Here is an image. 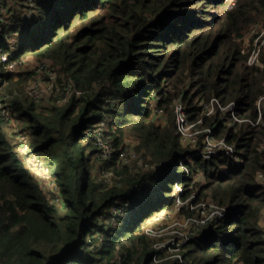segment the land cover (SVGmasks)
Instances as JSON below:
<instances>
[{
  "label": "trees",
  "instance_id": "1",
  "mask_svg": "<svg viewBox=\"0 0 264 264\" xmlns=\"http://www.w3.org/2000/svg\"><path fill=\"white\" fill-rule=\"evenodd\" d=\"M8 1L26 3L21 12ZM27 2L0 0L18 32L12 49L0 31V52L9 53L13 65L29 55L49 59L63 74L60 86L72 79L85 92L65 104L56 103L60 93L36 99L27 91L33 68L12 71L0 63V263L154 264L155 239L144 232L155 223L152 192L193 151L176 133L174 101L182 97L191 120L201 116L199 101L212 96L236 100L240 116L257 117L264 44L259 63L250 65L252 48L244 50L243 38L254 24L264 26V0H32L24 22ZM159 111L168 117L165 124L154 119ZM220 115L206 124L236 142L243 160L187 162L185 197L198 190L199 199L225 204L229 214L192 239L185 257L190 264H264V190L256 178L264 172V125L225 123ZM14 120L27 121V153L10 135ZM126 133L137 137L138 151L157 167L131 171L122 165ZM102 138L116 147L101 165L114 184L93 172ZM31 153H39L55 177L59 207L25 167L23 157ZM197 174L205 181H194ZM168 188L158 202L171 209L175 196ZM114 205L121 215L111 212Z\"/></svg>",
  "mask_w": 264,
  "mask_h": 264
},
{
  "label": "built area",
  "instance_id": "2",
  "mask_svg": "<svg viewBox=\"0 0 264 264\" xmlns=\"http://www.w3.org/2000/svg\"><path fill=\"white\" fill-rule=\"evenodd\" d=\"M30 5L33 6L32 1H30ZM31 12L32 10L30 8V12L25 15L24 22H28ZM11 24V21L9 22L0 16V31H5L10 47L15 49L17 47V39L15 38L18 36V32L13 30L10 31L11 28L9 29V27ZM261 32L264 34V29ZM263 44L264 39L254 40V45L248 58V64L254 65L259 63V55ZM9 58V53L0 52V63H3L6 69L13 70ZM32 72H34L31 77L33 80L29 81L27 91L36 99L46 97L48 93H60V96L56 99V103L65 104L73 96L80 97L85 92V90L77 88L72 79L70 81L66 80V83L63 82L64 84L60 86L59 79L62 78L63 74L58 68H55L51 62L44 61L42 63H37V66ZM62 80H64V77ZM256 103L258 109L257 117H242L238 113L239 105L236 100L224 103L220 97L212 96L209 99H201L199 101L202 110L201 116L197 120H191L182 97L179 96L175 99L173 108L176 122V133H178V136L184 145H190L193 147V151L189 155L180 159L178 163L179 167L183 169L185 175L178 178L173 185L175 207L171 209L168 208L166 211L170 213V211L174 210L178 215L175 217L171 216L164 227H155L153 226L154 223L148 224L145 227V233L155 239L153 244L154 252L152 255V262L154 264H190L185 257L184 251L187 244L199 235L211 221H220L227 218L229 214V207L227 205L205 200L200 201L197 190L191 191V193L185 197L187 193L185 182H187L191 176L187 162L193 161L195 157L210 160L219 156H228L233 158L237 163H240L243 159L238 151L237 143L228 140L226 135L218 137L215 133L214 127L207 125L206 120L217 112H220V119L225 123L234 124L247 121L253 126L264 125V95H261ZM14 121V126L17 123L15 129L16 143L20 145L22 152L27 153L30 143L29 131L26 128L27 121ZM100 141H102L101 145L103 148L107 142L104 141L103 138L100 139ZM106 146L109 147V144ZM260 150H264V142ZM107 154V157H109L110 153ZM30 155L31 154L27 155V161H33L31 165H35L36 169H34L37 172L46 169V173H50L49 167L41 157H38L35 154L30 157ZM124 155L125 154H123L121 158L124 157ZM146 166L149 169L157 167L149 164L145 165V167ZM102 170L112 174L106 168ZM110 174L105 176L106 181L111 177ZM256 178L264 190V172H259ZM54 181L55 180L52 181L53 184L57 186V183ZM135 188L140 192V188L137 186H135ZM111 212L115 215H121L122 208L114 205L111 208ZM161 217L162 215L157 216L155 219H161ZM261 223H263L262 219Z\"/></svg>",
  "mask_w": 264,
  "mask_h": 264
},
{
  "label": "rangeland",
  "instance_id": "3",
  "mask_svg": "<svg viewBox=\"0 0 264 264\" xmlns=\"http://www.w3.org/2000/svg\"><path fill=\"white\" fill-rule=\"evenodd\" d=\"M29 1H32V0H28V2H27L29 4V8H32V5H30ZM11 3H15L16 4L15 8L18 9L19 11L21 10V12H22L23 11L22 10L23 9L22 5H25L26 2L23 1L21 4H20V1H18V4L16 2H14V1H8L7 2V4H9V5ZM8 15H10V13L7 11V9L2 7V9L0 10V16H2L5 20L10 22V19L8 18ZM10 28H11V26L9 27V29ZM9 29H8V31H9ZM263 29H264L263 24L257 23V24H254L251 27V29L246 33V35L243 38V46H244V50L245 51H247L248 48H250V49L253 48V43H254L255 39H264V34L262 32H259V34H257L256 37L254 35L258 31H262ZM10 31H12V29ZM15 39H17V38H15ZM44 61L51 62L49 59H44L43 61H38V60H36V57H34L32 55H29V56L21 59V61H19L18 63H14V65L11 64L13 66V70L12 71L20 70L22 65H25L28 69L30 67H32L34 69L37 66V63H42ZM55 68H59V66L55 65ZM31 73L32 72L30 71V75H31ZM31 77H32V75L28 77L27 85L29 84L30 80H33V79H31ZM47 97H49V96L47 95ZM45 105L46 106H52V103L48 102L47 104L45 103ZM154 119H155V121H157L159 123H164L165 124L166 122H168V117L166 118V114L164 112H162V111L155 113L154 114ZM14 122H13L12 127L10 128L11 129L10 135L13 138H15V129H16V126H17V123L14 126ZM104 125H105L104 122L101 123V125L98 126L97 131H101V133L104 132ZM123 140H124V143H123V145L120 148L122 150L119 153V160L123 162L122 165L130 166L131 171H135L137 169L140 170V166H142L141 170H147L148 167L147 166L145 167V165H147V164H149L151 166L154 165V163L151 162V159L146 158V156L144 158L143 154H141L138 151V147H139L140 141L137 139V137L132 136L129 133H126L125 137H123ZM104 141L107 142L106 145L109 144V147L106 146V145L103 146V148H102L103 153L97 155V156L100 157L101 160L99 162L96 159L92 160V162L95 165V167L93 169V172H94L96 178L100 179V180L104 179L106 175L110 174L107 171L102 170L101 165H103L105 160L110 159V157L113 156L114 153H116V147H115V145L113 143V140H110L108 138L107 139L104 138ZM107 153H110L109 157H107V155H108ZM34 154L36 156L41 157L43 159V157L39 153H31L30 157L32 155H34ZM123 154H125V155H124V157L121 158V156H123ZM23 160H24L25 167L28 170L30 169L32 171V173L35 174V179L38 181V185H40V189L43 191L44 195H46V197L50 201L54 202V204H56L57 207H59L60 202H59V199H57V198H58V196L61 195V192H60L59 186L54 185L53 182H52L53 180H55V177H53L51 175V173H46V169H42L39 172H37L35 170L36 169L35 165L34 164L31 165L33 163V161L32 160H28L27 161V156L24 155ZM184 175H185V173H184L183 169L181 167H178V171L173 169L169 173V175H168L169 178H170L169 182L167 181V179H162V180H160L157 183L156 187L154 188V190L152 192V197H151L152 203H154V205L152 206L153 210L151 211V212H153V214L151 213L152 216L150 215V217H151V219H153V221H156L153 224V226H155V227L156 226L164 227L167 224L168 220L171 218V216L175 217V216L178 215L176 213V211H174V210L170 211V213L166 212L167 208H168L166 202L165 201L158 202V199L166 198L168 196V194H169V188L168 187H173V185L175 184L176 180L178 178H180V177H183ZM110 176L111 177L108 179L107 182H109L111 184H114V181L117 180V179L113 178V174H110ZM194 181H196V182H204L205 180L200 174H197V175H195ZM54 182L57 183L56 180ZM118 186L122 187L123 184L119 183ZM157 186L161 187L162 189H166L165 192H163V191L158 192ZM197 192H198V190H197ZM141 193H142V191L140 192V195L144 196V194L143 193L141 194ZM173 194H174V191H173ZM198 198H199V195H198ZM202 200L209 201V202H214L211 199H200V201H202ZM165 214H167V215H165ZM161 215H162L161 219H157V220L155 219V218H157V216H161ZM151 219H149L148 222ZM261 219H262V222H263V223H261V225L263 226V224H264V215L262 216ZM144 232H145V229H144ZM185 250H186V248H185Z\"/></svg>",
  "mask_w": 264,
  "mask_h": 264
},
{
  "label": "water",
  "instance_id": "4",
  "mask_svg": "<svg viewBox=\"0 0 264 264\" xmlns=\"http://www.w3.org/2000/svg\"><path fill=\"white\" fill-rule=\"evenodd\" d=\"M179 163V161H177V164ZM46 264H49V262H47Z\"/></svg>",
  "mask_w": 264,
  "mask_h": 264
}]
</instances>
